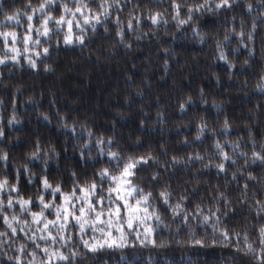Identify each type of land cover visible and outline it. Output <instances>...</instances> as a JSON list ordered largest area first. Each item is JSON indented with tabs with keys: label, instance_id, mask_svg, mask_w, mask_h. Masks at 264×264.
Segmentation results:
<instances>
[{
	"label": "trees",
	"instance_id": "1",
	"mask_svg": "<svg viewBox=\"0 0 264 264\" xmlns=\"http://www.w3.org/2000/svg\"><path fill=\"white\" fill-rule=\"evenodd\" d=\"M2 2L13 4V0ZM32 2L35 4L36 0ZM139 2L152 4L156 0ZM185 2L191 4L194 0H177L180 4ZM195 2L203 3V0ZM215 2L218 0H212ZM23 3L25 0H15L17 7ZM170 3L171 0H159V8L152 9L163 12L168 23L128 34L124 44H130V48L115 36L113 15L106 25L107 33L104 26H97L95 32L86 26L83 48L78 44L65 45L63 34L54 37L51 45H44L50 47V56L45 57L42 48H39L40 57L33 56L38 64L36 69L30 68L24 57L19 62L0 65V129L5 133L0 138V152L8 154L7 168L0 161V175L7 173L15 180V170L22 172L27 165L35 182L29 185L30 177L23 174L19 187L21 194L28 196L40 188L38 178L43 175L49 176L50 183H56L68 181L72 171L81 178L85 171L91 174L92 168H85L79 155L80 146L89 139L86 133L81 138L87 128L93 133L91 159L86 158L89 163L96 157L95 141L100 137L105 141L111 137L125 156L151 155L161 162L159 183L172 191L173 204L187 189L189 201L200 203L208 214L209 209L217 206L214 194L225 192L234 210L230 209L221 219L226 220L229 231L243 233L246 225L252 237L249 242L255 245V211L237 203L242 193L231 180L236 168H229L227 177L217 174L214 142L219 140L225 145L228 154L238 161L237 167L244 164L240 151L248 154L251 165V149L260 150L264 145V87H257L264 86L260 80L264 76V16L261 15L264 0H235L233 8L204 12L179 28L170 10L164 11ZM249 4L251 11L247 9ZM129 10L121 14L125 25ZM253 22L257 25L254 39L244 47L235 32H240L243 25L246 41ZM193 27L199 30V35L192 31ZM23 32L24 28L20 33ZM225 34L228 41H224ZM136 35L141 38L137 40ZM57 39L61 41L58 47ZM217 41L227 61L219 59ZM3 54L4 49L0 56ZM229 63L233 65L231 69ZM181 103L185 105L184 111L179 107ZM13 115L16 119L9 125ZM45 115L48 121L44 120ZM61 117L70 127L76 122L75 133L64 127ZM201 120L206 121V132L197 140V125ZM37 142L40 159L33 160L31 152ZM230 144L241 147L234 151L228 147ZM112 150L118 149L114 146ZM165 151L167 155L163 154ZM194 153H199L205 164L209 163L208 157H213L212 166L205 169L200 163L186 166L181 162L175 169L169 166L167 172L163 171V162L170 161L172 155L183 161ZM45 160L46 172L42 171ZM253 170L258 178L264 176V166L258 162ZM151 174V170L142 172L136 183L148 190ZM243 183L241 177L240 184ZM160 190L156 188L154 195ZM253 193L261 198L264 183L249 182L250 199ZM151 203L159 207L155 199ZM160 218L163 223L157 225L153 220L150 224L154 227L155 246L148 242L141 244L132 233L127 235V246L105 247L95 254L81 256L80 264H259L251 253L244 255L235 250V237L225 242L218 232L214 234L211 227L199 226L197 221L192 222L190 231L188 226L173 223L170 211L161 210ZM193 234L204 240L205 245L192 243ZM79 251L84 249L81 247Z\"/></svg>",
	"mask_w": 264,
	"mask_h": 264
},
{
	"label": "snow or ice",
	"instance_id": "2",
	"mask_svg": "<svg viewBox=\"0 0 264 264\" xmlns=\"http://www.w3.org/2000/svg\"><path fill=\"white\" fill-rule=\"evenodd\" d=\"M234 5L235 0H218L214 4L212 0H203V3L194 0L191 4L187 2L180 4L177 0H171L164 11L170 10L171 18L179 28L190 24L204 12L213 13L231 9ZM155 8H159V0L152 4H142L139 0L135 3L133 0H99V3L96 0H36L34 4L32 0H25V3L18 7L15 5V0L12 5H6L0 0V17H3L0 21V29H2L0 46L4 49L3 56H0V65H5L8 60L19 62L18 44L23 46L24 52H31L36 57L41 56L38 47L42 48L45 57L50 56V47L44 45H51L53 38L61 34L65 45L78 44L83 48L86 43L85 26L90 27L93 32L98 30L97 26H104V32L107 33L109 29L106 25L113 15H115V36L119 38L121 44H124L130 33L136 34L144 27L151 28L161 23H168L163 12L152 10ZM251 8V4L247 5L249 11ZM261 8H264V3L261 4ZM125 9H130L127 13L126 25L122 23L121 15ZM261 15L264 16V12ZM22 21L26 23V27L21 23ZM21 27H24L23 34L14 30ZM256 28L257 25L253 22L252 31L247 34L246 41L243 25L240 32H235V29L233 32L239 38L241 45L247 47V42L254 39L253 33ZM74 29L79 30L78 35L74 34ZM192 31L199 35L196 27H193ZM140 38V35H136L137 40ZM228 40L229 36L225 34L224 41ZM60 43L61 41L57 39L56 47ZM124 46L131 47L130 44ZM216 47L219 50V59L227 61L219 41ZM25 59L30 68L38 67L36 59L31 56ZM244 63L247 64L248 61L245 60ZM47 67L45 65L46 69ZM228 67L231 69L233 65L229 63ZM260 80L264 81V76H261ZM257 87L264 86L258 84ZM179 107L181 111L185 110L184 103ZM43 118L48 121L47 115ZM15 119L13 115L8 120V124H13ZM60 119L64 121L63 117ZM143 123L141 121V124ZM75 124L74 121L70 127L64 121V127L73 133H75ZM206 127V121L201 120L197 125V140L205 134ZM224 128L226 130L228 128L227 120L224 121ZM85 133L89 139L80 146L79 155L84 161L85 168H92V172L89 174L85 171L83 178L76 171H72L68 181L50 183L49 176L43 175L38 178L40 188L31 195L25 196L21 194L19 187L20 176L27 174L30 177L29 185L35 182L27 165L22 172L20 169L15 170V180H11L7 173L0 175V228L3 229L0 230V264H80L81 256L95 254L105 247L127 246L126 233L129 236L135 233V240H139L141 244L148 242L155 246L154 227L148 221L154 220L157 225L163 223L160 218L161 210L170 211L173 223L178 222L181 226H188L190 231L192 222L197 221L199 226L211 227L214 234L218 232L225 242L232 241L235 237L233 247L237 252L244 255L251 253L253 259L258 260L259 264H264V195L256 198L258 194L253 193L251 199L248 196L249 182L264 183V176L258 178L253 170L257 162L260 166H264V145L260 150H256L255 147L251 149V165L248 154L240 151L244 164L237 167L238 161L228 154L225 145L219 140L214 142L218 159L215 164L217 174L223 173L227 177L228 169L236 168L231 174V180L237 184V190L242 193L237 203L255 211L256 243L254 245L249 242L252 237L246 225L243 233L234 229L229 231L226 220L221 219L222 216L228 215L230 209L234 210L225 192L217 191L214 194L213 199L217 206L214 210L209 209L208 214H205L200 203L193 204L189 201L187 189L173 204L172 191L168 186L159 183L162 175L159 160L148 154L125 156L124 150L116 145L111 137L107 141L100 137L95 141L96 157L89 163L86 158L91 159L90 138L93 133L85 128L81 138ZM4 136L3 129H0V138ZM114 146L117 147V151L112 150ZM228 147L236 151L241 146L230 144ZM39 153L40 145L37 142L31 152L33 160L40 159ZM163 154L167 155V152ZM47 156L48 153L45 152L44 157ZM7 160L8 154L0 152V161L4 162L5 168H7ZM208 160L209 163L205 164L204 158L199 153H194L181 161V158L174 154L170 161L163 162V171L167 172L169 166L175 169L181 162L186 166L200 163L208 169L212 166L213 157H208ZM105 164L107 166H103ZM147 170H151L152 174L148 177V190H145L136 183V179ZM42 171H47L46 160ZM241 177L244 180L242 185ZM156 188L161 189L158 195H154ZM153 199L157 201L159 207L151 203ZM192 243L205 245V241L195 238V234ZM212 243L215 244L216 240L213 239ZM81 247L84 249L83 252L79 251ZM29 248L32 250L29 251Z\"/></svg>",
	"mask_w": 264,
	"mask_h": 264
},
{
	"label": "rangeland",
	"instance_id": "3",
	"mask_svg": "<svg viewBox=\"0 0 264 264\" xmlns=\"http://www.w3.org/2000/svg\"><path fill=\"white\" fill-rule=\"evenodd\" d=\"M0 21H2L1 19H0ZM22 24L24 23V22H21ZM81 24H83V21L81 20ZM24 25V24H23ZM24 27H26V24L24 25ZM24 27H21V28H19V29H14V30H17L18 32H20L21 31V29H23ZM86 27V26H85ZM0 30H2V29H0ZM77 32H79V30H77V29H74V34L75 35H78L79 33H77ZM17 47H19L20 48V53H19V55H18V60H19V58H21V57H29V56H31V58H34L33 56V54L31 53V52H24V50H23V46L21 45V44H18L17 45ZM37 50L38 51H40L39 50V47L37 48ZM1 51H3V47L2 46H0V52ZM8 61H11V60H8ZM7 61V62H8ZM26 62H27V59H26ZM28 63V62H27ZM152 221L153 220H150V221H148V222H150L149 224H151L152 223ZM140 231H141V235L143 234V231H142V228L140 229ZM97 235H99L98 233H97ZM126 239H127V233H126Z\"/></svg>",
	"mask_w": 264,
	"mask_h": 264
}]
</instances>
